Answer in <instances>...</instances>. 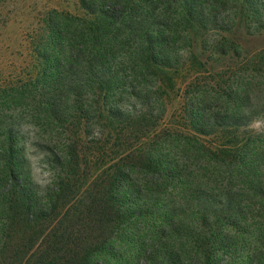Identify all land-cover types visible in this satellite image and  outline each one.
I'll return each instance as SVG.
<instances>
[{
	"label": "trees",
	"instance_id": "obj_1",
	"mask_svg": "<svg viewBox=\"0 0 264 264\" xmlns=\"http://www.w3.org/2000/svg\"><path fill=\"white\" fill-rule=\"evenodd\" d=\"M80 4L84 16L48 12L34 50L37 73L0 86V264H264V230L241 226V204L264 202L242 121L217 123L209 139L190 109L186 124L169 127L148 104L191 86L209 65L206 53H172L182 35L228 32V12L264 29V0ZM218 46L215 54L226 56ZM18 106L35 109L58 171L44 194L24 175ZM165 140L182 150L164 148ZM195 150L207 166L226 168L211 173L222 189L196 188ZM199 186L224 197L223 216L197 202ZM137 219L150 222L148 231L126 236Z\"/></svg>",
	"mask_w": 264,
	"mask_h": 264
},
{
	"label": "rangeland",
	"instance_id": "obj_2",
	"mask_svg": "<svg viewBox=\"0 0 264 264\" xmlns=\"http://www.w3.org/2000/svg\"><path fill=\"white\" fill-rule=\"evenodd\" d=\"M53 10L77 16L85 14L80 0H0V86H18L21 81H29L37 73L35 46L42 41L44 19ZM225 16L230 17L225 27L228 32H210L203 36L195 28L182 35V40L173 45L172 53L182 57H189L191 53L197 56L206 53L209 65L201 76L191 86V81H188L171 97L158 102L149 100L148 104L152 106L155 115H163L162 124L169 127L186 124L187 109H190L194 112L198 127L209 134V139L213 138L212 132L217 123L241 120L244 124L239 129L241 138L250 134L253 137L251 159L259 170L255 183L258 182V186L260 183L264 188V29L247 27L246 22L240 20V16L233 18L230 12L223 15ZM216 44L221 50L229 49L226 56L215 54L213 47ZM133 102L136 103L137 100ZM137 103L140 108H144V101ZM16 109L15 112L22 118L20 146L25 149L24 175L27 176V182L44 194L55 187L58 178V171L49 163L50 155L45 147L47 135H44L41 128L36 127L33 107L24 110L18 106ZM165 141L160 142L164 148H172L176 152L182 150L177 142ZM202 158L203 154L195 150L191 163L193 170H196V188L198 182H203L210 188L222 189L221 185L214 182L217 178L212 177L211 173L215 174L216 170L226 168L207 166ZM199 187L197 197L200 201L197 202L210 204L209 206L215 207L218 216H223L221 211L224 206L220 204L224 197H215L212 192ZM249 195L250 193H245L247 198ZM254 202L253 207L248 202L241 204L242 215L248 218L247 223L241 221V226L249 230H264V202L257 198ZM249 211L257 216L249 218ZM148 225L149 221L144 224L143 219H137L125 235L133 232L142 236L140 234L143 231H148ZM120 241L114 246L118 252L124 248V240Z\"/></svg>",
	"mask_w": 264,
	"mask_h": 264
}]
</instances>
